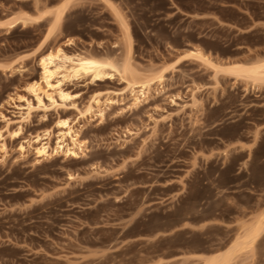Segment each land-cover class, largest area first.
<instances>
[{"label":"rangeland","instance_id":"rangeland-1","mask_svg":"<svg viewBox=\"0 0 264 264\" xmlns=\"http://www.w3.org/2000/svg\"><path fill=\"white\" fill-rule=\"evenodd\" d=\"M59 48L118 73L68 84L76 108H37L25 87ZM262 63L264 0H0V264H204L227 248L264 216V84L227 71ZM132 73L151 84L138 105ZM95 99L104 117L80 115ZM59 117L86 147L37 158ZM229 264H264V233Z\"/></svg>","mask_w":264,"mask_h":264},{"label":"bare ground","instance_id":"bare-ground-1","mask_svg":"<svg viewBox=\"0 0 264 264\" xmlns=\"http://www.w3.org/2000/svg\"><path fill=\"white\" fill-rule=\"evenodd\" d=\"M66 10L67 7L63 6L56 13L55 24H59L62 21ZM189 53L198 59L204 57L202 50L199 48L190 50ZM39 66L42 71L40 78L28 83L25 91L36 99L37 108L43 109L50 107L55 109L58 107L68 108L69 106L76 108L74 102L76 96L69 91L68 84L80 79H87L91 83L101 82L105 79L113 78L118 73L117 69L110 63L102 62L83 54L69 55L62 48H59L55 53L40 58ZM227 73L235 78L248 80L253 86L264 84L263 63L249 69L242 67L233 68ZM124 74H128V69L124 70ZM128 84L135 105L141 103L142 99L143 101L146 99L151 88L150 83L142 81V78L132 73L131 82ZM44 97L48 99L49 107L44 105ZM16 99L27 102L25 106H19L18 108L23 111L20 113L22 120L28 119L35 107L30 101L18 95L17 98L10 96L9 100L15 101ZM96 112L98 115H96ZM80 115L83 117L99 116L103 118L104 111L101 109L100 100L95 99ZM56 127L59 130V140L55 147H52L50 132L47 133L45 139L37 136L36 143L40 145L34 149L37 158L49 159L53 155L60 153L67 157H77L80 154L77 151H83V148L86 147L85 142L80 138L79 132L74 130L70 120L67 118L59 117ZM20 149L22 152L26 151L24 146H21ZM263 233L264 216L258 218L251 225L249 224L243 233L238 238L234 237L235 240L233 239L224 250L205 255L203 258L204 264H229L236 254L255 246Z\"/></svg>","mask_w":264,"mask_h":264}]
</instances>
